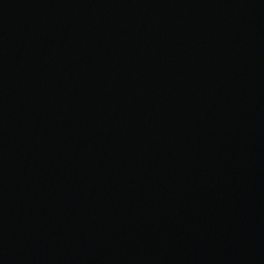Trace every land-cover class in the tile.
<instances>
[{
    "label": "water",
    "instance_id": "obj_1",
    "mask_svg": "<svg viewBox=\"0 0 264 264\" xmlns=\"http://www.w3.org/2000/svg\"><path fill=\"white\" fill-rule=\"evenodd\" d=\"M0 264H264V0H0Z\"/></svg>",
    "mask_w": 264,
    "mask_h": 264
}]
</instances>
